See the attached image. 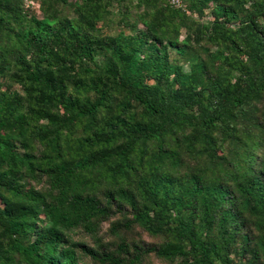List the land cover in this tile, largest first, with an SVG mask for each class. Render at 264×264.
<instances>
[{
    "label": "trees",
    "instance_id": "obj_1",
    "mask_svg": "<svg viewBox=\"0 0 264 264\" xmlns=\"http://www.w3.org/2000/svg\"><path fill=\"white\" fill-rule=\"evenodd\" d=\"M169 1L0 0V264H264V0Z\"/></svg>",
    "mask_w": 264,
    "mask_h": 264
},
{
    "label": "rangeland",
    "instance_id": "obj_2",
    "mask_svg": "<svg viewBox=\"0 0 264 264\" xmlns=\"http://www.w3.org/2000/svg\"><path fill=\"white\" fill-rule=\"evenodd\" d=\"M32 6H33V8H31V10H33L34 12H36L39 15L37 4L33 3ZM207 20H208V16L203 18V21H207ZM139 27H141V26H139ZM112 31L117 32V27H114V25H113L111 32ZM182 38H183V35L180 37V39H182ZM184 69L187 70L188 67L186 65H184ZM149 83H151V82H149ZM15 88L16 87H14V89ZM31 185H34L38 188L42 187V189H45L47 187L46 183L44 182V179H41L40 182L37 184L31 183ZM114 219H112V220H114ZM108 228H109V222L102 224L100 232L98 235H99V238L102 240V243L108 244L111 248H113L114 247L113 245L118 243L119 240L110 235V233L108 232ZM70 238H72V240H74L76 242H82L89 247H94V248L96 247L95 240H93L89 236L85 235L81 231H76L75 233L71 234ZM123 238L127 241H139V242H144L145 244H152V243L156 242L155 239H153L150 236H148L147 234H145L138 227H135L129 233H124ZM79 260H80L79 262L81 264H98L97 262L92 261L89 257H86L84 255H80ZM143 264H165V263L160 261L159 259L155 258L154 256H149V257L145 258Z\"/></svg>",
    "mask_w": 264,
    "mask_h": 264
},
{
    "label": "built area",
    "instance_id": "obj_3",
    "mask_svg": "<svg viewBox=\"0 0 264 264\" xmlns=\"http://www.w3.org/2000/svg\"><path fill=\"white\" fill-rule=\"evenodd\" d=\"M169 2L173 8H182V3L180 0H170Z\"/></svg>",
    "mask_w": 264,
    "mask_h": 264
}]
</instances>
